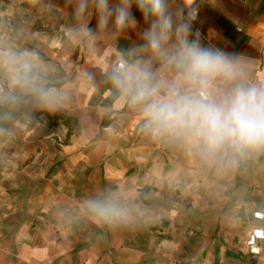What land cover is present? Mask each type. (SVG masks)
Instances as JSON below:
<instances>
[{
	"label": "crops",
	"instance_id": "obj_1",
	"mask_svg": "<svg viewBox=\"0 0 264 264\" xmlns=\"http://www.w3.org/2000/svg\"><path fill=\"white\" fill-rule=\"evenodd\" d=\"M49 1L65 25L64 0ZM132 11L143 27L141 13L135 7ZM200 17L198 28L205 42L254 57L255 75L264 79V0H219L217 8L204 3ZM95 23L93 18V27ZM128 35L130 39L120 40L122 47L137 39L135 31ZM67 51L65 71L76 89L69 109L58 116L73 118V133L68 144L59 146L57 142L66 141L69 130L62 120L49 117L43 127L18 122L23 151L11 152L14 159L8 164L16 166L34 158L30 165L35 172L27 169L22 174L39 183L32 187L25 181L15 182L16 195L26 198L14 205V225L6 227L0 217V264H159L161 256L175 261L177 255H182L181 264H227L233 259L264 264V240L254 247L247 245L254 229L264 230V220L252 217L255 212L264 213L262 154L242 159L235 168L209 166L186 147L145 136L136 117L117 104L106 80L115 48L99 45L97 51H89L70 44ZM83 72L92 74L91 85L80 79ZM14 140H7L8 148L17 147ZM101 192L120 198L129 207L140 204L143 209L149 204L148 213L132 216L127 227H99L85 215L77 197ZM176 195L183 201L194 196L191 211L199 212L207 211L209 197H219L214 210L220 218L211 248L203 247L209 237L199 224L201 233L190 235L191 214H182L188 209L185 203L174 199L178 202L174 205L167 200ZM227 195L235 200L230 210L224 202ZM31 196H37L35 203ZM37 210L45 213L50 225L58 226L59 239L48 234L32 236L29 223ZM78 212L95 232L91 229L86 246L72 254L84 244L75 237ZM161 216L169 218L167 230H158ZM195 238L202 247L192 250Z\"/></svg>",
	"mask_w": 264,
	"mask_h": 264
},
{
	"label": "clouds",
	"instance_id": "obj_2",
	"mask_svg": "<svg viewBox=\"0 0 264 264\" xmlns=\"http://www.w3.org/2000/svg\"><path fill=\"white\" fill-rule=\"evenodd\" d=\"M204 3L219 7V0H64V30L72 45L115 48L106 80L141 133L186 147L209 166L235 168L264 154V79L255 75L254 57L205 42L194 26ZM132 31L137 39L122 47ZM80 79L91 85L93 76ZM75 89L66 71L28 46L24 32L0 26V141L18 134V122L47 126L69 109ZM82 210L107 229L132 218V209L106 192L84 197Z\"/></svg>",
	"mask_w": 264,
	"mask_h": 264
},
{
	"label": "rangeland",
	"instance_id": "obj_3",
	"mask_svg": "<svg viewBox=\"0 0 264 264\" xmlns=\"http://www.w3.org/2000/svg\"><path fill=\"white\" fill-rule=\"evenodd\" d=\"M49 5H51V8H49ZM0 26L4 27L5 29H11L13 33L24 32L29 47L36 48L49 63L57 65L65 71L64 65L68 57L67 49L70 43L68 41L67 33L63 29L64 20L61 19L59 10L49 0H0ZM51 51H53L55 54H53ZM15 137L17 139L14 140L16 142L13 146L17 145L15 148L11 146L8 148L7 140L0 141V217L6 227L14 225L12 224L13 218H11L14 214V205L22 203L26 198L24 196L16 195L14 190L16 189L15 182H21L22 184L25 181L32 187H35L34 185H38L39 183V181L36 180L30 181L23 178L25 176L22 174L27 169H31L32 172H35L36 169L30 165V163L34 161V158L29 157L25 161L18 162L16 166H9L8 161L10 162L14 159V156L11 152L16 150V152L19 154L20 151H23V147H20L23 139L20 138L19 134H17ZM42 138H46V135H43ZM64 142L65 140L62 139L61 142L57 143L59 146H62ZM36 198L37 196H31V203H35L34 200ZM83 198V195L77 197L78 202L81 205ZM174 199L179 200L180 203H185L186 208H188L187 212L182 213L183 215L187 213L191 214L192 229L188 228L190 235L194 237L200 234V226L202 230H206L208 232L209 237L208 245L203 247L207 249L211 248L214 243V238H212V240L211 237H213L216 231L219 217V215L214 210V206L220 200L219 197H209L208 202L210 205L206 212L191 211V209H195L192 207V204L195 200L194 196L191 198L188 197V199L183 201V197L176 195L169 197L167 200L170 204L173 203L174 205H177L178 202L174 201ZM224 202L225 204L227 203L226 208L230 210L231 206L235 203L233 195H227L224 197ZM156 203L160 204V201L158 200ZM136 206L137 207H130L132 209V216L140 218L143 214L147 215V207H150L149 204L143 209L140 204H137ZM80 215L83 214L78 212L77 223L75 224L74 231L76 235L75 237L79 240H83L84 244L80 245L76 250H74L72 254H75L80 248H84L86 246L92 229L83 223L81 220L82 217L80 219ZM44 216L45 213L42 211L37 210V212H35V215L32 217V220L29 223L32 236L38 237L43 234H48L49 236L59 239L58 226L55 224L50 225ZM168 219L169 218L166 216H161L159 218L158 230H167L166 228L169 225ZM176 220H178V217H176ZM198 224L199 226H197ZM177 229L179 230L178 227ZM92 232L94 233L95 230L92 229ZM216 235L217 233L215 236ZM200 247H202V245L199 246V240H195L192 250ZM179 258H182V255H177V259L175 261H166L164 256H161L159 264H181L182 260ZM74 259L75 258H73V261ZM71 260L72 258L70 261ZM227 264L247 263L242 259H233L229 260V263Z\"/></svg>",
	"mask_w": 264,
	"mask_h": 264
},
{
	"label": "built area",
	"instance_id": "obj_4",
	"mask_svg": "<svg viewBox=\"0 0 264 264\" xmlns=\"http://www.w3.org/2000/svg\"><path fill=\"white\" fill-rule=\"evenodd\" d=\"M202 20H201V17H200V11H199V17H198V20L197 22L195 23V27L198 28V26H200ZM252 217L255 219V220H258V221H263L264 220V213H262L261 211L260 212H255L253 213ZM264 240V230L263 229H254L247 241V245L249 247H254L257 245L258 242Z\"/></svg>",
	"mask_w": 264,
	"mask_h": 264
},
{
	"label": "trees",
	"instance_id": "obj_5",
	"mask_svg": "<svg viewBox=\"0 0 264 264\" xmlns=\"http://www.w3.org/2000/svg\"><path fill=\"white\" fill-rule=\"evenodd\" d=\"M54 118L58 119V120H62L64 125L69 126L67 138H66V141H65V144H68L69 138L71 137V135L73 133V131H72L73 126H71L73 118L61 117V116H57V117H54ZM261 158L264 160V154H262Z\"/></svg>",
	"mask_w": 264,
	"mask_h": 264
}]
</instances>
